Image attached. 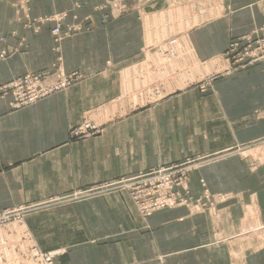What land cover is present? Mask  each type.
I'll return each mask as SVG.
<instances>
[{
    "label": "crops",
    "instance_id": "obj_1",
    "mask_svg": "<svg viewBox=\"0 0 264 264\" xmlns=\"http://www.w3.org/2000/svg\"><path fill=\"white\" fill-rule=\"evenodd\" d=\"M103 1L32 0V16L71 9L63 22L67 25L73 23L71 14L77 15L74 23L81 30L64 37L57 53L50 33L52 23L37 33L24 31L15 9L0 0V31L15 30L26 37L24 51L0 61V82L46 69L58 56L65 71L78 74L69 86L25 107L13 109L9 97L0 98V209L137 173L154 164L156 156L179 159L195 154H163L159 145V153L150 155L149 161L150 121L144 116L154 104H161L175 111L190 109L193 117L192 93L178 99H169V93L127 113H116L98 134L70 138V127L82 121L86 110L108 104L121 94L120 72L140 61L145 43L136 7L113 17L109 7H98ZM219 2L224 14L188 33L200 58L222 52L231 37L264 23V0ZM76 4L79 6L74 8ZM86 15H91L90 22L82 20ZM102 17L105 22L100 21ZM211 92L203 99L204 111H209L203 112L204 118L208 123L213 117L217 120V114H210L211 107L217 105L220 114L223 111L222 124L226 119L233 125L234 137L228 140L250 141L264 134V114L254 115L256 109L264 111V59L237 69L233 78L219 81ZM190 133L183 137L174 133L172 138L178 142ZM210 142L203 150L210 148ZM200 180L211 196L203 203L161 209L145 219L136 213L124 214L120 219L131 223L127 227L75 232V238L104 241L91 245L95 256L89 259H83V248L75 250L74 264H264V246L257 240L260 230L264 234V167L249 170L234 155L204 166L191 176L192 200L202 189ZM126 198L107 196L84 201L79 207L87 209L115 200L123 203Z\"/></svg>",
    "mask_w": 264,
    "mask_h": 264
},
{
    "label": "rangeland",
    "instance_id": "obj_2",
    "mask_svg": "<svg viewBox=\"0 0 264 264\" xmlns=\"http://www.w3.org/2000/svg\"><path fill=\"white\" fill-rule=\"evenodd\" d=\"M2 1L18 13L24 31L29 30L37 33L40 27L52 23L50 33L54 42L53 49L57 53H59V42L64 37L81 30L79 24L74 23L78 21L77 15L74 13L71 14L73 18L71 22L73 23L63 24L66 17L70 15L69 10L71 9L32 16L30 13L32 0ZM78 6L76 4L74 8ZM119 6L125 7L123 11H120L121 13L116 9ZM134 6L139 12L137 15L141 21L145 42L141 48L139 62L147 59L153 65L166 67L160 76L154 75L147 79L149 84H155L159 93V97L153 101H157L169 93L172 94L169 99H178L187 93L194 94L192 97L195 103L193 117L190 114V109L178 108L179 110L175 111L176 109H170L169 105L167 107L161 104L158 106L154 104V108L150 107L151 109L144 114L150 121L146 142L149 161L151 160L150 155L155 154V152L159 153V145H161L163 154L171 151L195 152L194 155H185L179 159L156 156L155 163L147 164L146 169L142 170L148 171L159 167L168 169V181L172 182L173 186L151 193V188L148 187L159 184L161 176L158 174L155 176L154 182L144 187L146 192L150 193L148 199L145 196H142V199L146 198L147 202H150L160 192L173 200L175 199L174 205L155 209L148 214L141 207L142 202H138L133 197L122 181L126 177L142 172L139 171L131 175L116 176L83 188L3 207L0 209V213L6 214V220L4 219L3 223L2 241L4 248L10 252L9 254L13 258L7 263L0 260V264H74L76 262L75 250L82 251V248L84 250L83 259H89L91 256H95V253L93 254L92 249H90L91 245L99 244L104 240L90 237L75 238V232L90 234L92 230L98 228L107 229L106 226L115 225V229L116 226L127 227L131 223L120 219L124 214L136 213L145 219L161 209L188 205L193 202L203 203V200L207 201L211 196L207 189L203 188V180H200L202 189L198 190L195 200L191 199L193 195L190 194L189 182L192 174L196 170L229 155L237 156L249 170L264 167V134L255 136L250 141L228 140L234 137L231 131L233 125L226 119L222 124L223 111L220 114L217 105L211 107L210 114L213 116L217 114L218 118L217 120L215 117L211 118L209 123L204 118L205 113H203L209 112L208 110L204 111L203 99L208 93H212L213 85L219 81L233 78L237 69L250 66L264 59V23L253 26L250 31L244 34L231 37L227 47L222 52L207 58H200L189 40L188 33L224 14L225 9L219 0H104L98 5L100 8L109 7L113 17L126 13ZM82 20L90 22L91 15H86ZM100 21L105 22V17H102ZM55 26L60 28L59 34L53 32ZM88 29L87 26L85 30ZM25 47V35L15 30L0 31V61L24 51ZM125 69V71L128 70V68ZM59 73L72 75L70 84L78 78L76 72H67L63 69L61 58L58 56L46 69L28 71L0 82V98L9 97V105L13 109L31 105L44 97L24 103L19 101V96L23 98L25 95L38 91L43 85L41 78L38 82L29 81V78L33 75L46 77V83H53L59 79ZM145 86H147L146 83ZM145 103L147 102L144 101L143 104ZM127 108L118 110L117 106L112 103L111 116L115 117L118 111L120 114L127 113L133 106ZM155 113H161V116L154 117ZM263 114V110H254L255 117H262ZM105 115L106 119L110 117L109 112ZM75 126L69 129V135L72 139L74 138L70 131ZM189 132L191 133L184 140L175 142L172 138L174 133L183 137ZM217 137L227 140L215 142L214 139ZM208 140L211 141L210 148L203 150ZM187 146L190 147L189 150L186 149ZM168 160L172 162L163 164ZM148 180L142 181L141 187L147 184ZM107 196L127 198L123 203L115 200L103 202L87 209L79 207V204L84 201L92 202ZM110 216H113L115 221L109 220ZM257 240L259 246H264V234L261 230L258 232ZM34 248L38 254L32 252ZM78 260L80 261V258Z\"/></svg>",
    "mask_w": 264,
    "mask_h": 264
},
{
    "label": "built area",
    "instance_id": "obj_3",
    "mask_svg": "<svg viewBox=\"0 0 264 264\" xmlns=\"http://www.w3.org/2000/svg\"><path fill=\"white\" fill-rule=\"evenodd\" d=\"M118 12L123 11L125 7L119 6L116 8ZM121 13V12H120ZM53 32L55 34L60 33V28L58 26L53 27ZM166 67L164 65H153L147 61V59L142 62H138L128 67V72L122 70L120 72L122 91L121 94L111 101L108 104L101 105L99 107L88 109L84 115L80 124L73 127L70 131L71 136L74 139H85L89 138L95 134H98L102 131L104 124L109 121L111 118L112 111V103L114 106H117V109H125L129 108V106H139L142 105L144 101L152 102L157 99L158 91L156 90L155 84H149L147 79L150 77L160 76L163 74ZM59 79L53 83H46V77H40L33 75L29 78V81L38 82L41 78L43 84L38 91L33 92L31 94L23 96L21 98L19 96V101L30 102L36 100L40 97L48 96L49 94L58 91L64 87H67L72 81V75H67L65 73L58 74ZM48 81V79H47ZM145 83L147 86H145ZM127 108V109H128ZM109 112L110 117L106 119V113ZM118 113H120L118 111ZM114 116V114H113ZM167 168V167H166ZM168 169L165 167H159L156 169H150L148 171H142L133 175L131 177H126L122 181L125 183L126 187L133 195V197L138 201L142 202L141 207L147 211L149 214L151 211L159 208H164L168 206H172L175 203V199H171L167 197V195L158 192V194L154 197L153 200L147 202L148 196L150 193L146 192V185L155 181V176H161L159 184H156L153 187H148L150 192L153 193L155 190H161L162 188L172 187V182H169V177L167 172ZM149 179V180H148ZM144 180H148L147 184L141 187V182ZM138 185V186H136ZM142 196L146 198L142 199ZM174 201V202H173ZM6 214L0 213V260L5 261L6 263L12 260L13 256H11L9 251L3 246V235H4V219ZM34 254H38L37 250L34 248L32 251Z\"/></svg>",
    "mask_w": 264,
    "mask_h": 264
}]
</instances>
